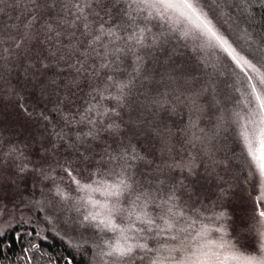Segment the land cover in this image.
<instances>
[{"label": "trees", "instance_id": "16d2710c", "mask_svg": "<svg viewBox=\"0 0 264 264\" xmlns=\"http://www.w3.org/2000/svg\"><path fill=\"white\" fill-rule=\"evenodd\" d=\"M205 1L215 6L214 13L208 12ZM129 2L130 0H100L99 3L95 0H63L59 3V12L55 15L52 13L53 16L49 18V50L45 52V63H42V75L45 76L39 83H45L47 91L42 89L40 92L38 85L31 92L21 84L16 102L22 112H19L18 108L16 117L28 116V122L33 125V131L36 133L34 136L41 138L43 135L42 138H46L47 142L49 140L50 146L45 150L50 157L55 159L59 151L61 165H69L74 176L88 178L91 182L104 180L111 183L116 179L109 171L114 165L108 164V155L105 153L107 151L109 154H115L113 149L118 147L119 136L125 137V144L131 141L137 153L154 161L149 170L153 176L159 175L155 170L157 166L168 173L166 162L179 160L185 164L194 163L197 165V175L185 180L187 192L183 193V199L190 207L195 206L205 215L218 214L221 211L227 214L220 221L201 220L195 227L199 229L201 222L212 228L222 224L226 234L233 237L234 220H245L246 223V220L255 216V208H250L249 196L253 195L256 176L246 150L241 148L237 140L233 147L228 143L231 139L229 140L223 130L225 124L216 118L221 108L230 103L231 97H237L240 92L239 79L232 78L235 65L232 62H224L223 68V62H212L213 54L210 51L205 61V50H199L194 41L181 38L179 33H169L164 52L144 50L141 67L148 80L135 82L128 106L120 110L121 119L103 115L108 108L116 105V101L102 98L116 94L114 89L105 91L103 72L100 79L89 80L83 76L74 79L75 73L67 67V63L74 62L75 58L67 62L59 59L62 55L66 56L65 49L73 30L72 22L77 15H86L93 26L98 25L101 19L107 23L123 24L126 20L125 11L136 15L135 5L129 8ZM198 2L204 7V11L209 13V17L214 18L221 14L235 39L247 44V48H251L252 42L259 44L253 46L256 51L264 46V0ZM87 4L88 7H84ZM97 12L99 17L96 16ZM144 15L147 13L140 14L138 23ZM76 23L80 24L79 21ZM214 24L216 25L215 22ZM149 27L156 35L162 31L157 20H152ZM57 30L63 33L59 37L55 35ZM81 31L82 28L77 30L76 36L83 40L85 37L81 36ZM241 37L247 41L244 42ZM96 63L98 65L99 60ZM135 66L136 57L129 55L122 66L125 71L122 75L117 73V79H130ZM48 67L52 68L49 73L45 72ZM36 69L38 70L37 67ZM25 70L35 74L34 67L32 70L31 67ZM173 75H177V81L171 80ZM218 76L221 77L220 81H217ZM77 80L79 87L76 86ZM209 81L210 93L197 97L195 94L200 91V86ZM97 84L100 88L94 90ZM205 95H208V99ZM223 102H226L225 105ZM89 108L91 111H88ZM89 117L96 121L95 126L89 123ZM114 119L124 129L122 133L116 135L100 128V135L95 136L100 125L112 123ZM90 129L92 137L87 135ZM156 130H159V135ZM231 135L233 138L236 136L232 133ZM86 148L90 151L87 152ZM99 159L105 161L101 170H98L99 165L96 162ZM133 165L137 172L135 178L147 185V179L139 174L145 171L143 163L133 162ZM170 175L177 179L181 177L178 170ZM183 175L186 176L187 172ZM63 180L71 181L65 170ZM188 193H192L190 200ZM241 194L248 196L245 211H242L240 206ZM70 199L82 204V198L71 195ZM101 199L103 200V197ZM149 211H154L151 204ZM190 215L196 217V212L193 211ZM242 226L244 230L250 228V225ZM211 233L219 238L221 235L227 238L224 233ZM82 234L83 231L81 236ZM86 237H79L77 240L66 239L54 229L37 232L31 226L21 223L0 236V264H98V257L93 251L95 244L99 242L96 241L95 234ZM79 241L86 243L81 244Z\"/></svg>", "mask_w": 264, "mask_h": 264}, {"label": "snow or ice", "instance_id": "6c2138e0", "mask_svg": "<svg viewBox=\"0 0 264 264\" xmlns=\"http://www.w3.org/2000/svg\"><path fill=\"white\" fill-rule=\"evenodd\" d=\"M2 2L3 0H0V3ZM95 2L99 3L100 0ZM133 5L136 15L125 11L126 20L123 24L107 23L101 19L98 25L93 26L86 15L83 13L77 15L72 22L73 30L65 49L66 56L62 55L59 59L67 62L75 58L74 62L67 63V67L75 73L74 79L81 76L89 80L100 79L103 72L105 91L114 89L116 92L114 96L109 94L102 97L116 101V105L108 108L103 115L122 119L120 110L128 106L133 85L137 80H148L141 67L144 50L164 52L167 34L179 33L181 38L194 41L199 50H207L218 56L222 54L244 72L247 87L251 89L249 95L253 98L255 107L250 112L251 117L255 119H249V123L253 125L251 129L247 124L243 126L241 136L251 163L261 178V187L264 189V72L233 46L228 37L200 7L198 0H130L129 8ZM141 13L147 15H144L142 21L138 23ZM96 16L99 17L98 12ZM152 20L159 22L162 29L159 35L153 34L152 28L149 27ZM77 21L80 22L79 25ZM80 28H82L81 36L85 37L83 40L76 36V31ZM62 34L60 30L55 33L57 37ZM106 37L109 39L106 40ZM129 55L136 57V66L131 78L118 80L116 74H123L125 69L122 66ZM97 60H99L98 65ZM248 70L255 73V76L250 75ZM171 80L177 81V75H173ZM76 86L79 87L78 80ZM99 88L100 85L97 84L94 90ZM210 91L211 81L201 85L200 91L195 95L198 97ZM88 111H91V108ZM89 123L96 125V121L91 117ZM100 128L116 135L124 131L115 119L112 123L100 125L96 137L100 135ZM156 134L159 135V130H156ZM87 135L93 136L91 129ZM124 139L125 137L119 136L118 147L113 149L114 155L107 151L105 153L108 155V164L114 165L109 169L116 177L111 183L97 180L82 184L76 180L70 170L65 169L76 183L78 190L89 193L86 203L93 210L84 216V220L96 222L97 228L118 234L115 243H109L111 251L105 255H116L121 260L133 261V264L137 250L154 252L156 255L151 260V264H264V207H262L264 192L256 198L255 215L259 219L253 225L261 238L258 254H245L236 244L225 240L224 235H221L218 241L210 239L212 231L226 235V229L222 224L212 228L201 222L199 229H195L193 235L190 230L194 229L201 220L220 221L227 216L223 211L205 215L195 206L190 207L183 199V193L187 192L185 180L197 175L195 171L197 165L173 160L165 163L167 174L163 168L157 166L155 170L159 175L153 176L149 170L154 161L137 153L131 141L125 144ZM133 162L143 163L145 171L139 174L147 179V185L135 178L137 172ZM177 170L181 173L179 179L170 175ZM185 172H187L186 176L183 175ZM97 192L103 200L95 199L91 195ZM57 195L68 198L60 190H57ZM191 196L192 193H188L189 200ZM150 204L154 211H149ZM193 211L196 212V217L190 215ZM118 219L127 222L118 223ZM161 237L176 243L163 242L159 243V247H149V241L159 242ZM175 254H179V258ZM139 258L144 259L143 256Z\"/></svg>", "mask_w": 264, "mask_h": 264}, {"label": "rangeland", "instance_id": "374dc122", "mask_svg": "<svg viewBox=\"0 0 264 264\" xmlns=\"http://www.w3.org/2000/svg\"><path fill=\"white\" fill-rule=\"evenodd\" d=\"M62 1L3 0L0 3V236L21 223L31 226L37 232L54 229L66 239L77 240L79 237L85 238V235H88L86 237L88 238L90 234H95V239L99 244H95L93 252L98 257L96 258L98 264H133V261L121 260L116 255H105V253L111 251L109 243L114 244L118 234L97 228L95 226L96 222L84 220V216L93 210L86 203L89 193L78 190L72 178L71 181L63 180L64 170L68 169L72 172V169L69 165L63 166L60 164L59 151H57V157L52 159L45 150L50 146L49 140L47 142L46 138H42L43 135H41V138L34 136L36 133L33 131V125L28 122V116L16 117L17 110L20 108L16 102L17 91L20 90L22 85L31 92L38 85L40 92L42 89L45 92L47 91L46 84L39 83L45 76L42 75L44 69L42 63H45L47 57L45 52L49 50L47 43L50 34L49 18L53 16L52 13L55 15L59 12L58 5ZM84 7H88V4ZM200 7L204 10L203 6L200 5ZM205 7L210 13L216 11L215 6L208 4L207 1H205ZM208 12L206 13L209 15ZM210 18L216 23L217 28L228 37L233 46L261 72H264V46L256 51L253 46L259 44L252 42L251 48L253 49L247 48V44L245 45L235 39L231 28L221 14ZM238 18L242 22L241 18ZM241 38L244 42L247 41L243 37ZM193 47L196 48L195 45ZM208 54L209 51L205 50V61ZM211 54H213L212 62H223V68L224 62L227 64L232 62L222 54L219 56L212 52ZM233 65L235 64L233 63ZM28 67H31V70L34 67L35 74L26 72L25 69ZM51 70L52 68L48 67L45 72L49 73ZM248 71L250 75L255 76V73H252L251 70ZM232 78L239 79L240 92L237 97H231L229 104L225 105L226 102H223L225 106L221 108L216 118L225 124L223 130L229 136V140L231 139L228 143L233 147L237 140V143L241 144V148L246 150L250 166L255 171L253 195L249 196V203L250 208H255L256 212V198L262 195L264 189L261 187V178L255 166L251 163L241 136L245 124L249 129L253 127L249 123V119H255V117H251L250 112L255 107V102L249 95L251 89L247 87V78L244 72H241L235 66ZM220 80L221 77L218 76L217 81ZM205 97L208 99V95H205ZM239 97L241 98L239 99ZM208 104L210 105L209 102ZM217 105L220 106L218 103ZM20 111L22 112L21 108ZM207 112L210 114V109ZM230 113L231 116L229 117ZM231 133L234 136L236 134L235 138L232 137ZM86 150L87 152L90 151L89 148H86ZM96 162L99 165L98 170H101L105 161L99 159ZM73 171L76 173L75 170ZM65 173L68 175L67 171ZM248 175L250 176V173ZM75 177L82 184L92 183L88 178ZM57 190L63 192L68 198L57 195ZM71 195L79 199L83 198L82 204H79L76 200H71ZM91 195L95 199L102 200V196L98 192ZM45 197L46 199H44ZM246 197L248 196L239 195L242 211H245V205H248ZM235 213L234 216H236ZM258 219L255 215L251 220H246V223L245 220H234V236L230 237L226 234L227 238L224 239L236 244L245 254H258L261 238L253 227ZM117 222L126 223L127 221L118 219ZM244 224L246 226L250 225V228L244 230L242 226ZM195 229L198 228L195 227L190 230L193 235H195ZM81 231H83V236H81ZM210 239L218 241L220 238L210 233ZM79 242L81 244L86 243L84 241ZM163 242L176 243L175 241H166V238H164L159 242L149 241V247H159V243ZM155 255L154 252L137 250L134 264H151V260ZM175 255L179 258V254ZM140 256H143L144 259L141 260Z\"/></svg>", "mask_w": 264, "mask_h": 264}]
</instances>
